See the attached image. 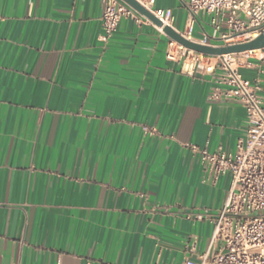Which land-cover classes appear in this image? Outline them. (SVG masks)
Segmentation results:
<instances>
[{"label": "crops", "instance_id": "obj_1", "mask_svg": "<svg viewBox=\"0 0 264 264\" xmlns=\"http://www.w3.org/2000/svg\"><path fill=\"white\" fill-rule=\"evenodd\" d=\"M188 1L152 7L188 35ZM103 10L0 0V264H183L208 248L230 176L214 183L189 146L234 153L246 112L212 98L218 59L169 60L146 20L107 38ZM212 32L199 20L191 37ZM240 72L264 99V49Z\"/></svg>", "mask_w": 264, "mask_h": 264}, {"label": "built area", "instance_id": "obj_2", "mask_svg": "<svg viewBox=\"0 0 264 264\" xmlns=\"http://www.w3.org/2000/svg\"><path fill=\"white\" fill-rule=\"evenodd\" d=\"M138 1L164 26L174 28L172 10L154 9L153 0ZM187 7L192 22L189 34L182 35L191 41L230 46L250 42L264 32V0H189ZM123 19L139 24L146 20L152 24L121 0H104L105 37L112 36ZM204 19L212 28V35L202 41L195 40L191 37L194 24ZM212 40L221 44L214 45L210 43ZM250 53L207 56L172 39L168 42L167 57L171 61L183 60L185 64L190 57L197 61L219 60L216 66L204 68L214 76L212 98L241 106L247 123L246 136L239 140L234 153L225 152L221 147L210 152L196 145L189 146L200 156L214 183L221 176H230V188L213 219L208 248L196 260L187 258L183 264H264V99L259 95L260 86L240 72L244 54ZM187 66L191 65L187 63Z\"/></svg>", "mask_w": 264, "mask_h": 264}, {"label": "water", "instance_id": "obj_3", "mask_svg": "<svg viewBox=\"0 0 264 264\" xmlns=\"http://www.w3.org/2000/svg\"><path fill=\"white\" fill-rule=\"evenodd\" d=\"M121 1L131 7L138 14L148 19L155 26L161 28L163 33L167 37L196 53L207 56H224L229 54L254 52L257 50L264 49V32L260 34L257 38L247 43L235 44L230 46L204 45L185 38L181 33L177 32L174 28L170 26H164L161 20H159L151 11L146 9L138 0Z\"/></svg>", "mask_w": 264, "mask_h": 264}]
</instances>
